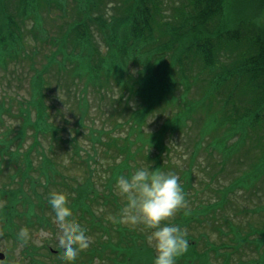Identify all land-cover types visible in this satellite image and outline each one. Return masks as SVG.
<instances>
[{
    "label": "trees",
    "instance_id": "obj_1",
    "mask_svg": "<svg viewBox=\"0 0 264 264\" xmlns=\"http://www.w3.org/2000/svg\"><path fill=\"white\" fill-rule=\"evenodd\" d=\"M168 1L177 3L170 15ZM0 71V87L14 80L29 93L0 95V173H11L14 189L0 187V201L11 215L27 189L55 190L95 243L107 241L79 252L85 264H153L146 230L113 219L124 203L116 179L149 164L175 173L171 142L193 167L201 143L200 178L190 170L180 180L189 205L176 215L188 240L189 228L203 227L219 245L200 253L189 242L176 264H216L210 254L218 264H264V204L244 223L231 219L239 201H264V0H0ZM232 150V160L256 157L239 180L227 161ZM211 154L219 162H207ZM39 199L48 212V195Z\"/></svg>",
    "mask_w": 264,
    "mask_h": 264
},
{
    "label": "rangeland",
    "instance_id": "obj_2",
    "mask_svg": "<svg viewBox=\"0 0 264 264\" xmlns=\"http://www.w3.org/2000/svg\"><path fill=\"white\" fill-rule=\"evenodd\" d=\"M167 6L168 7L164 8L165 14L170 15L174 12L175 7H177V3H172V2L170 3V1H168ZM117 7L118 6L114 4L111 6V8H109V9H111V12L109 10L106 12L107 18L108 17L111 18L113 16V18H112V21H113V19L116 18V16H118V12L115 11L117 9ZM112 9H115V10H112ZM117 23L119 26L120 25L119 20ZM103 48H104V46H103ZM1 74H3L2 71H0V78H1ZM12 75H14V77L16 76V74L8 72L6 74V76H7L6 78L9 79L10 77H12ZM26 76L29 77V74L27 73ZM65 79H67V78H65ZM18 84L19 83L15 82L14 80L11 81L9 83V85L2 84V86L0 87V95L6 94V95H11L13 97L20 96V97H23L25 99H28L29 98L28 88L23 87L24 89H22L20 87H17ZM52 84H54L52 86L53 89L56 90V86H57L56 83H52ZM2 87L4 88L3 91H5V92L1 91ZM62 94L63 93L55 92L54 95H52L51 97L52 98H55V97L56 98H62L63 97ZM0 101H4V100L0 99ZM47 103L50 104V102H47ZM15 106H16V104L14 103V108H15ZM171 109H172V106H170L168 108V110H171ZM62 111H63V113L67 112L66 107H64L62 109ZM69 120L72 123L73 119L69 118ZM71 126H72V124H71ZM107 128H108V126H107ZM194 136L195 135H193V137ZM78 138H80V136ZM203 142H204V144L207 143L208 138H204ZM79 144H80V146L85 145L87 150L90 151L89 143L87 142L84 135H82L81 139H79ZM202 146H204V145H201V143L196 145V153H199V154L196 158V161H195L193 167H191L190 163L188 162V154L183 153L182 149H180V151L178 149H176V145L174 144V142L170 143V148L174 149L175 153H176V158L171 159V162L174 163L176 166V171H174L175 172L174 174L178 175L179 179L183 183H185L184 178L189 177L186 172H189L190 170H191V174H190L191 179L192 178L193 179L200 178L201 174H199L196 164H200L203 161L204 155L201 153V151H203ZM189 152H191V150ZM204 152H207V150ZM83 154L85 155V152H83ZM232 154H233V150L229 151V154L227 155L228 158H230L232 156ZM209 157L211 159H209ZM220 158L221 157L217 154H211V155L206 156L205 160L208 159L207 162L213 163L214 161L219 162ZM240 159H242V160H240ZM240 159L239 160H232V157H231L229 160H227L228 162L231 163V165H230L231 169H233L234 172L236 171V173L240 174L239 176H235V177H238L237 180L241 179L247 173V171L250 169L251 165L254 164L256 157H253V160H252V156H250V155H247V156L246 155H240ZM235 161H237V162H235ZM10 174L11 173H7V172L0 173V187L7 184L5 189L12 192V191H14V189L12 186H9L11 184V179L9 177ZM71 175H72V172H71ZM76 177H77V180H80L81 179V172H78L76 174ZM229 183H230L229 178H227V177L221 178L220 177V184H219L220 187L225 188L228 186ZM13 185L16 186V183H14ZM241 186H236V187L239 188ZM226 190L230 191V190H234V189L230 188V186H229ZM26 193H27V197L25 200H19L16 202L15 201L16 199H15L14 201H12V204H10V207L12 210V215L6 209L7 204L0 201V264H29V263H32V264H68L69 262L63 260L59 250L56 247V235H55L56 229L52 225L51 218L48 215V212L42 211L41 208L37 205L39 200H40L39 199L40 197H42V198L47 197V195H48L47 190L40 189V190L35 191V190L27 189ZM239 202H240V203H238L239 214H237L235 217L231 218L235 224L236 223L237 224L244 223L245 219L243 220V218L249 212L260 211V207L264 204V201L262 203H259L258 200L256 199V197H250L246 201L244 200V201H239ZM19 203L23 206V210H24L21 217L17 216V214H21V212H22V207H21V205H19ZM29 203L34 204L35 207H33V208L28 207L27 204H29ZM187 205H189L188 201H187L185 207ZM199 205H201V204H199ZM12 206L14 208H12ZM104 213L108 214V217H105L106 223L108 225H111L112 224V222H111L112 218L109 214V211L105 210ZM2 219H4V221H2ZM7 220L11 224H8ZM180 220L181 219H179V216H177L175 214V216L170 218L169 221H167V222L173 223V224H178L181 226ZM45 222H46V224H45ZM123 224H125V226H127V227H132V225H129L126 223H123ZM255 224H257L256 221H255ZM13 226H14V229H13ZM23 226H27L30 229V233H31V238L27 243H21V241L18 240V238H17V233H18L19 229ZM113 226H114V224H113ZM41 229L48 230L50 235L47 238H42L41 234H40ZM4 230H5V232H4ZM188 232L193 234L195 237V238L189 240V242H193V244H196L198 246V251L200 253L207 252V247H208L209 243H211L213 245H219L217 234L212 233L209 229L206 230V228H203V227H200V228L192 227V228H189ZM88 235L90 236V234H88ZM260 235H262L263 239H264V232L261 233ZM101 241H106V240H105V238H101L100 240H98L99 243H95V239L93 237H91V242H90L89 246L82 249V250L89 251V250H92V249H95L99 246L104 245ZM50 251H57V253L56 252L51 253ZM27 252L28 253L32 252L34 254L32 259H29V257L25 256V254ZM183 254H184V257L186 258L187 257L186 252ZM136 255H142L144 257L149 256L148 253H146L142 249L136 250ZM209 256H210L211 261H213L214 263L218 264L220 262L221 258L220 259L216 258L212 254H210ZM232 257H234V256H232ZM252 257L255 258L253 255H252ZM76 258L77 259H75V260L77 261V263H72V264H85V261L87 260V259H84L83 257L81 258L80 254H78V256ZM98 259H95L90 263L91 264H104L103 262H99L100 259L99 260ZM231 260L233 261V263L238 262V260H236L235 257L232 258Z\"/></svg>",
    "mask_w": 264,
    "mask_h": 264
},
{
    "label": "clouds",
    "instance_id": "obj_3",
    "mask_svg": "<svg viewBox=\"0 0 264 264\" xmlns=\"http://www.w3.org/2000/svg\"><path fill=\"white\" fill-rule=\"evenodd\" d=\"M115 190L124 203L113 219L146 230V241L155 250L153 264H176L177 258L189 249L186 229L167 222L187 203L178 175L153 169L151 164L134 166L129 174L116 179ZM48 205V215L56 229V247L63 260L72 262L89 246L91 237L87 228L65 210L60 193L50 191ZM40 234L42 238L50 235L45 229ZM17 238L27 243L31 238L30 229L21 227Z\"/></svg>",
    "mask_w": 264,
    "mask_h": 264
}]
</instances>
